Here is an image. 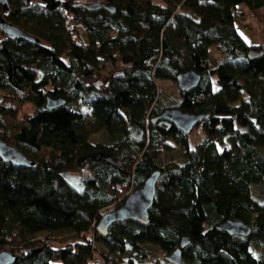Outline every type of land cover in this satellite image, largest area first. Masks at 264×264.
I'll list each match as a JSON object with an SVG mask.
<instances>
[{
	"label": "trees",
	"instance_id": "1",
	"mask_svg": "<svg viewBox=\"0 0 264 264\" xmlns=\"http://www.w3.org/2000/svg\"><path fill=\"white\" fill-rule=\"evenodd\" d=\"M7 1L3 19L37 39L0 34V138L34 162L0 160V250L15 255L13 264H87L94 254L111 264H165L144 261L146 245L166 254L182 235L186 264H264L254 255L264 246V0ZM91 1L114 13L78 5ZM259 21L260 41L247 44L236 27L255 32ZM253 47L261 54L248 58ZM102 61L117 65L98 86ZM186 69L199 83L162 95L158 81L174 83ZM47 96L65 103L45 109ZM172 106L208 112L192 140L166 121L150 123ZM136 127L139 140L129 137ZM99 131L107 144L88 140ZM224 141L230 146L219 149ZM172 144L181 155L159 165ZM154 170L148 224L113 223L98 236L100 215ZM223 219L247 223L248 236L217 230ZM53 231L74 236L55 251ZM94 235L108 252H94Z\"/></svg>",
	"mask_w": 264,
	"mask_h": 264
},
{
	"label": "water",
	"instance_id": "2",
	"mask_svg": "<svg viewBox=\"0 0 264 264\" xmlns=\"http://www.w3.org/2000/svg\"><path fill=\"white\" fill-rule=\"evenodd\" d=\"M78 5L87 11H97L103 9L113 14L114 7L109 3L99 1L78 2ZM9 10L7 0H0V14ZM0 34L4 37L21 39L29 43H37V39L24 32L17 26L7 22L0 15ZM261 54V49L257 47L250 48L247 52L248 58H254ZM200 80V75L193 69H186L175 75L174 81L180 92H187L194 88ZM65 100L62 97L47 96L44 101L45 109H53L64 105ZM208 112H185L178 107H165L150 118V123L154 124L159 120L166 121L174 126L175 129L187 135L193 127L201 120L208 117ZM143 135V130L136 127L129 132V137L133 140H139ZM0 160L9 162L15 166H34V162L23 154L17 147L12 146L0 138ZM159 175L158 170L152 171L142 181L141 185L125 197L123 202L110 210L104 211L94 226L96 234L104 237L108 233V228L113 223L123 221H132L139 225L148 224V209L152 205L155 194V183ZM219 231H223L228 235H238L242 237L248 236L250 226L236 219H223L215 225ZM189 237L182 235L179 238L178 246L170 252L163 255V259L168 264H186L181 256V250L189 245ZM15 255L7 250H0V264H13ZM87 264H111L110 261H95Z\"/></svg>",
	"mask_w": 264,
	"mask_h": 264
},
{
	"label": "rangeland",
	"instance_id": "3",
	"mask_svg": "<svg viewBox=\"0 0 264 264\" xmlns=\"http://www.w3.org/2000/svg\"><path fill=\"white\" fill-rule=\"evenodd\" d=\"M158 1V0H156ZM262 22H255V26L257 27V29H255V32L253 30L247 29V28H243L240 26H237V32L238 34L241 36V38L247 43V44H256L260 41V29H262ZM81 28V27H80ZM82 29V28H81ZM80 35L82 36L83 39V30L80 31ZM217 57V53L215 51L214 48H210L209 49V55H208V59L210 60V63L212 62V60ZM102 65L103 68L97 73L95 74V79H96V84L99 86L101 85V81L104 79L105 75L112 70L117 64H112L110 62H106V61H102ZM212 82L215 86V82H214V77H212ZM158 88L161 91L162 95L167 96V97H174L177 95V91H179L176 87L175 82L172 83L170 80H160L158 81ZM73 106L75 109L77 110H85L86 109V105L82 100H76L73 103ZM26 108L28 111H30L32 109L31 105H26ZM192 131V130H191ZM146 132V131H144ZM190 140L193 139V134L190 132L188 133ZM91 143H95V142H100V143H104L107 144L108 143V139L105 133L99 131L96 132L92 135H90L89 139H88ZM230 145L227 141H224L223 144L219 145V149H223V148H228ZM181 155V149L177 144H172L171 148L168 149L167 151H162L161 154L158 156L157 158V162L159 165H164L165 162L169 161V160H175L177 159L179 156ZM107 208V207H106ZM48 237H50L52 243H53V247L55 251H58L59 248L68 242H71L72 238H73V234L70 232H65V231H53L49 234H47ZM93 243L95 245V253L99 252V251H103L104 253L108 252L107 247L99 240L97 235H94V237L92 238ZM147 249L150 252L149 257L144 260V261H149V263L152 262H159L162 263L164 261L163 259V253H161L156 246L154 245H146ZM254 255L260 259V260H264V246H261L259 248V250H257L256 252H254ZM115 256V255H114ZM94 259L88 260L87 263H93L95 261H102L101 258L99 259L97 254L93 255Z\"/></svg>",
	"mask_w": 264,
	"mask_h": 264
},
{
	"label": "flooded vegetation",
	"instance_id": "4",
	"mask_svg": "<svg viewBox=\"0 0 264 264\" xmlns=\"http://www.w3.org/2000/svg\"><path fill=\"white\" fill-rule=\"evenodd\" d=\"M165 264H168L165 260L163 261ZM185 262V261H184Z\"/></svg>",
	"mask_w": 264,
	"mask_h": 264
}]
</instances>
